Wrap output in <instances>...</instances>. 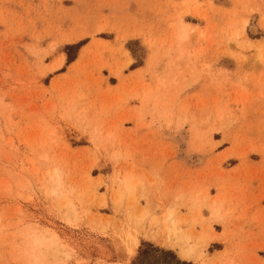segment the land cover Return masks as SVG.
<instances>
[{"label":"rangeland","instance_id":"rangeland-1","mask_svg":"<svg viewBox=\"0 0 264 264\" xmlns=\"http://www.w3.org/2000/svg\"><path fill=\"white\" fill-rule=\"evenodd\" d=\"M146 243L264 264V0H0V264Z\"/></svg>","mask_w":264,"mask_h":264},{"label":"trees","instance_id":"trees-1","mask_svg":"<svg viewBox=\"0 0 264 264\" xmlns=\"http://www.w3.org/2000/svg\"><path fill=\"white\" fill-rule=\"evenodd\" d=\"M68 60L71 61L72 58H68ZM159 262L161 264H173L174 262L178 263V260L171 251L146 243L139 250L132 264H157Z\"/></svg>","mask_w":264,"mask_h":264},{"label":"bare ground","instance_id":"bare-ground-1","mask_svg":"<svg viewBox=\"0 0 264 264\" xmlns=\"http://www.w3.org/2000/svg\"><path fill=\"white\" fill-rule=\"evenodd\" d=\"M63 57H64V55H62L59 59H56V60L52 63L51 68H52V69H55V68L59 67V66L62 64V62H63Z\"/></svg>","mask_w":264,"mask_h":264}]
</instances>
